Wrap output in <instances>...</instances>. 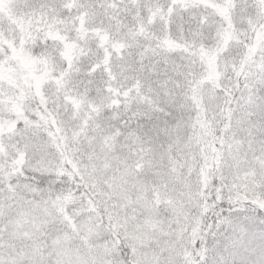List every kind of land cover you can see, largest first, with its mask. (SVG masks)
I'll return each mask as SVG.
<instances>
[{
  "label": "snow or ice",
  "instance_id": "1",
  "mask_svg": "<svg viewBox=\"0 0 264 264\" xmlns=\"http://www.w3.org/2000/svg\"><path fill=\"white\" fill-rule=\"evenodd\" d=\"M0 264H264V0H0Z\"/></svg>",
  "mask_w": 264,
  "mask_h": 264
}]
</instances>
